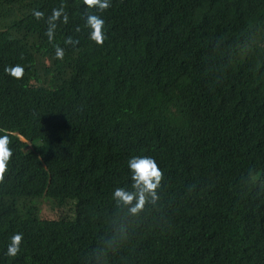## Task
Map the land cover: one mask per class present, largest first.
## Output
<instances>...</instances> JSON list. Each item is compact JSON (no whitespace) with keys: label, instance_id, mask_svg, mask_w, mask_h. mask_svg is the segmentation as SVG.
Wrapping results in <instances>:
<instances>
[{"label":"trees","instance_id":"16d2710c","mask_svg":"<svg viewBox=\"0 0 264 264\" xmlns=\"http://www.w3.org/2000/svg\"><path fill=\"white\" fill-rule=\"evenodd\" d=\"M0 135V264H264V0H0Z\"/></svg>","mask_w":264,"mask_h":264},{"label":"clouds","instance_id":"9594fccd","mask_svg":"<svg viewBox=\"0 0 264 264\" xmlns=\"http://www.w3.org/2000/svg\"><path fill=\"white\" fill-rule=\"evenodd\" d=\"M97 2H99L100 8L108 7V0H87L89 4ZM87 22L92 29L90 37L98 43L101 42L100 29L103 25V20L93 15L88 17ZM56 55L58 57L62 56V50L57 49ZM22 73L23 68L15 66L11 74L18 78ZM10 156L11 150L8 147V137L0 135V174L3 173ZM127 168L129 172L128 186L114 188L111 198L117 204L127 206L128 211L134 214L144 206L147 197L156 198L155 190L161 181L162 171L151 156L144 155L130 156L127 160ZM11 239L12 243L8 247V254L15 255L21 239L20 234H14Z\"/></svg>","mask_w":264,"mask_h":264},{"label":"rangeland","instance_id":"374dc122","mask_svg":"<svg viewBox=\"0 0 264 264\" xmlns=\"http://www.w3.org/2000/svg\"><path fill=\"white\" fill-rule=\"evenodd\" d=\"M43 145V143L41 142V141H36L35 143H34V146H35V148H39V147H41ZM33 147V145H30V148H32ZM43 212H45V210H47L48 208L46 207V203H44L43 205Z\"/></svg>","mask_w":264,"mask_h":264}]
</instances>
